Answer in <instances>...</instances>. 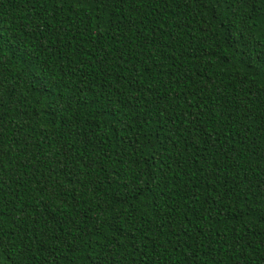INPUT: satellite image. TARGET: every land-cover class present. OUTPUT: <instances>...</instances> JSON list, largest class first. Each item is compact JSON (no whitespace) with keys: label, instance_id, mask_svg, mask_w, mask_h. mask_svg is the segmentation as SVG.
<instances>
[{"label":"trees","instance_id":"1","mask_svg":"<svg viewBox=\"0 0 264 264\" xmlns=\"http://www.w3.org/2000/svg\"><path fill=\"white\" fill-rule=\"evenodd\" d=\"M0 264H264V0H0Z\"/></svg>","mask_w":264,"mask_h":264}]
</instances>
